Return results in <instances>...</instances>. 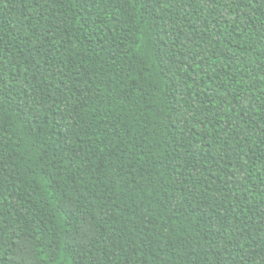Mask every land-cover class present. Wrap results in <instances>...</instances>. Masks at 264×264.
I'll return each instance as SVG.
<instances>
[{"label": "trees", "instance_id": "trees-1", "mask_svg": "<svg viewBox=\"0 0 264 264\" xmlns=\"http://www.w3.org/2000/svg\"><path fill=\"white\" fill-rule=\"evenodd\" d=\"M0 264H264V0H0Z\"/></svg>", "mask_w": 264, "mask_h": 264}]
</instances>
